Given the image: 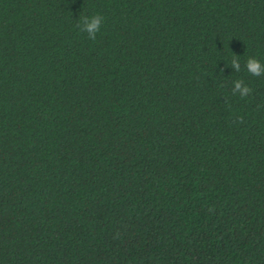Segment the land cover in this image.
<instances>
[{
    "label": "trees",
    "instance_id": "trees-1",
    "mask_svg": "<svg viewBox=\"0 0 264 264\" xmlns=\"http://www.w3.org/2000/svg\"><path fill=\"white\" fill-rule=\"evenodd\" d=\"M0 264H264V0H0Z\"/></svg>",
    "mask_w": 264,
    "mask_h": 264
}]
</instances>
